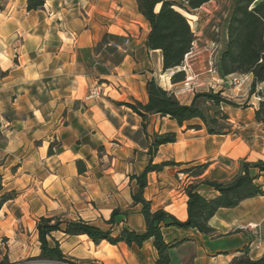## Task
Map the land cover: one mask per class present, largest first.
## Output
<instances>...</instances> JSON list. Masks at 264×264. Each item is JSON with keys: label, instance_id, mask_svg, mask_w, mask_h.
<instances>
[{"label": "crops", "instance_id": "0c3cea01", "mask_svg": "<svg viewBox=\"0 0 264 264\" xmlns=\"http://www.w3.org/2000/svg\"><path fill=\"white\" fill-rule=\"evenodd\" d=\"M26 4L0 0V198L14 192L0 202V261L6 256L16 264L39 256L41 216L81 218L112 235L122 227L143 233L141 204L132 198L136 181L130 177L148 164L153 131L176 133V141L161 145L153 158L154 164H175L147 174L143 197L153 210L180 221L187 219V185L198 184L201 194L214 197L202 180L230 182L243 173L244 163L264 162V121L254 117L261 98L248 86L235 93L236 107L224 108L233 125L230 134L209 135L201 123L197 130L182 131L156 114L148 116L143 131L141 117L123 103H145L147 81H163L162 76L159 85L179 99L182 82L172 84L174 70L163 72L160 51L147 49L149 25L135 0H44L43 8L32 11ZM104 38L128 44L117 49L103 45ZM244 76L251 83V76ZM209 85L204 79L205 89L195 92L208 91ZM95 86L101 93L90 97ZM200 164H207L201 175L183 172ZM257 183L264 189V173ZM115 209L119 214L109 224ZM246 224L258 225L259 240L238 230ZM209 225L214 231L208 235L164 227V240L179 242L169 250L170 264H229L243 248L253 260L264 256V196L219 209ZM52 236L77 264H157L152 239L138 247L95 244L87 235L62 231Z\"/></svg>", "mask_w": 264, "mask_h": 264}, {"label": "trees", "instance_id": "16d2710c", "mask_svg": "<svg viewBox=\"0 0 264 264\" xmlns=\"http://www.w3.org/2000/svg\"><path fill=\"white\" fill-rule=\"evenodd\" d=\"M137 9L149 25L145 45L148 50H159L162 58V70H174L170 76L172 84L181 83L186 79L184 70H177L183 65L186 56L191 52L195 35L190 26L192 12L198 10L210 0H135ZM44 0H27L28 11L43 8ZM182 10V11H181ZM108 40L104 38L103 45ZM215 69L220 77L233 74L250 75V93L264 83V0H233L231 12L225 24L224 47L221 50ZM147 100L145 103L134 101L123 103L131 108L142 119V129L146 131L149 115L168 117L177 126L186 131L199 129L201 123L209 135H227L232 133L233 125L226 106L236 107V104L224 98L220 92L212 89L205 92H195L190 103H182L176 95L161 87L155 79L146 83ZM261 98L254 112L255 120L264 121V93L256 92ZM193 121H198L193 123ZM175 132H152L151 142L147 148L148 164L139 175H132L136 181L137 191L132 195L136 204H141V214L145 222V231L138 233L127 227H122L118 234L112 235L110 230H102L93 224L78 218L76 220H61L59 217L41 216L37 220L36 229L40 243V254L29 260L59 261L67 260L60 250L59 243L52 236L53 232L62 231L65 235H87L93 243L106 240L110 244L124 242L127 246L141 247L147 240L152 239L157 252V264H170L169 250L179 242H166L163 238L164 227H175L181 230L195 229L201 234L213 233L209 220L221 208H235L243 200L256 196H264V189L257 183L264 173V162L244 163L243 173L230 182L202 180L201 183L211 189L214 197L200 193L199 185L191 183L185 188L187 195V219L180 221L171 213L163 210H153L151 202L143 197L147 186V174L159 172L164 167L174 165V162L164 161L153 163L158 148L161 145L174 143ZM48 152H52V145ZM80 164V161L78 162ZM207 164L191 166L183 172L198 176L206 169ZM257 170L251 174L250 170ZM80 170V166H79ZM14 192L6 193L0 198L5 202L13 198ZM119 214L113 210L109 224L115 223ZM240 256L234 257L229 264H264V256L253 260L248 257L247 248H243ZM0 264L10 263L5 256Z\"/></svg>", "mask_w": 264, "mask_h": 264}, {"label": "rangeland", "instance_id": "374dc122", "mask_svg": "<svg viewBox=\"0 0 264 264\" xmlns=\"http://www.w3.org/2000/svg\"><path fill=\"white\" fill-rule=\"evenodd\" d=\"M232 3L233 0H210L188 16L191 29L195 35V41L191 52L186 56L183 65L180 67L181 70L185 69L186 73L185 81L178 85L181 87L178 92H182L179 93L178 97L182 103L189 100L190 93H195V90L204 87V79H208L210 82L207 87L208 90L212 89L215 92H220L224 98L232 102H234L232 99L236 98L234 96L236 92L240 94L246 86L250 89L251 83L244 75L233 74L228 79H222L221 81L215 69L219 54L224 47L225 24L231 12ZM164 80L162 81L159 78L158 82L163 84ZM187 83H190V85H186ZM259 90L264 93V85H259L255 93ZM251 100L255 101L253 98ZM247 101L248 99L243 101L242 106L246 107ZM239 102H242V100ZM197 122L193 121V123Z\"/></svg>", "mask_w": 264, "mask_h": 264}, {"label": "built area", "instance_id": "2783aa9c", "mask_svg": "<svg viewBox=\"0 0 264 264\" xmlns=\"http://www.w3.org/2000/svg\"><path fill=\"white\" fill-rule=\"evenodd\" d=\"M128 44V39H125V41L122 44H117L113 42H108V46H113L117 49H123ZM186 85H190V83H187ZM101 93V90L98 86H95L91 91L89 92L90 97L98 96ZM238 230L243 231L248 234H252L256 237L257 240H259V230L257 224H246L243 226H239ZM16 264H77L71 260H59V261H40V260H27L23 262H19Z\"/></svg>", "mask_w": 264, "mask_h": 264}, {"label": "bare ground", "instance_id": "6f19581e", "mask_svg": "<svg viewBox=\"0 0 264 264\" xmlns=\"http://www.w3.org/2000/svg\"><path fill=\"white\" fill-rule=\"evenodd\" d=\"M168 75V74H167ZM163 79H165L166 77L165 76H162Z\"/></svg>", "mask_w": 264, "mask_h": 264}]
</instances>
